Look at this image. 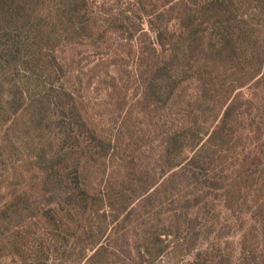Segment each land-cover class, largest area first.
<instances>
[{
	"label": "trees",
	"instance_id": "1",
	"mask_svg": "<svg viewBox=\"0 0 264 264\" xmlns=\"http://www.w3.org/2000/svg\"><path fill=\"white\" fill-rule=\"evenodd\" d=\"M106 78L135 92L113 134L82 91ZM263 83L264 0H0V227L36 218L74 264L111 242L144 264L165 248L149 244L159 231L130 235L134 212L189 250L207 225L193 220L220 205L241 227L234 264H264Z\"/></svg>",
	"mask_w": 264,
	"mask_h": 264
},
{
	"label": "rangeland",
	"instance_id": "2",
	"mask_svg": "<svg viewBox=\"0 0 264 264\" xmlns=\"http://www.w3.org/2000/svg\"><path fill=\"white\" fill-rule=\"evenodd\" d=\"M81 48L85 49V51L93 50V47ZM97 57H104V55L92 51L89 60L94 61ZM110 70L113 74V69L110 68ZM106 79L109 80V78ZM97 84V80L95 79L94 82L90 83V86L82 90L83 92H85L84 96L88 99L87 105L89 106V114L98 124V126H100L103 132L112 133L114 132V130H116V124L121 121L123 113L129 105L128 101L133 100V94L135 92L132 85H124L123 88H116L115 90H111V86L113 85H110V80L107 83L103 82L100 85ZM121 85L122 84L119 83L117 87H121ZM262 89V92L264 94V83ZM2 91L3 85L0 86V92ZM124 94L126 97L125 105L119 103L121 100L120 97ZM1 121H3L2 117H0V122ZM1 146L2 144L0 139V148ZM147 154L148 153L146 152L145 155ZM28 159L29 158L25 159V161H22L20 168L21 171H23L24 174L28 176V185L30 184L34 189H36V187H39L38 172L34 171V165H32V162L28 161ZM3 164H5V167H7L9 165V161L5 158V156H3V150L2 152L0 150V203L5 202L7 198H9V193L7 192V182H9V180H3ZM9 178L12 177L9 176ZM161 196L164 200L165 196ZM153 203L154 205L157 204L155 200L153 201ZM214 209V212L212 210L210 211V217L206 218V220H204L203 216L201 217L202 220H193L192 223L204 221L205 225L206 223L207 225L205 227L206 229H204V231L200 235V241H198V243L189 250L180 248V246L175 247L177 241H174L173 235L163 234V232H165L163 230L166 227H162V223L165 219H162V221H157L156 218L153 217L152 213H149L151 208L147 209V213L143 212L142 216H140L141 214L138 211L134 212L131 218V222L135 224L136 227L135 230H132L130 235L133 236V234L136 233L141 235V233L146 230L151 233H156L157 231H159L161 233L160 238L158 240H155L154 238L148 239L149 244H159L161 246H164L165 248V251L160 257L155 258L150 263L145 262L144 264H196L197 257L195 253L200 249H208L210 251V259L206 264H216L215 262L218 261H220L218 264L236 263L239 256L241 227H239L238 223L235 222L232 214H230L229 211L224 209L222 206L217 205L214 207ZM192 212H196V209H194ZM137 219L140 223L137 222ZM96 221L97 219L94 222ZM19 222L20 221L18 220L11 223L9 221H5L2 224L3 226L0 227V264H74L71 259L67 255H65L66 252L64 253L63 250H59L58 252L55 251L58 248H56L55 242H53L52 234L50 233L49 229H42V227L44 228L45 226L42 221L36 218L27 217L21 221V225H16ZM106 225L109 226L107 227V230L112 225V221L109 218H107L106 220ZM166 226H168V223ZM184 235H187L185 234L184 229L182 231H179L180 238L178 243L182 241V236ZM102 241L104 243L107 242L105 237H102ZM141 242V245L144 246L145 243L143 241ZM128 243L129 245H132V241H130V238ZM9 244L12 246V248H17L16 250H19L18 253H15L16 255L10 253V250L12 249L7 247L9 246ZM68 246L70 248L71 244H69ZM57 247L60 248V246ZM108 250H110L111 253L113 252V254L105 255L106 251ZM218 251H220L221 255H223L222 260H219L221 257H218L220 256ZM80 252V248H76L75 259H77V261L79 259V264H82L83 259H80V257L82 256V252ZM122 252L123 249H119V245L116 242H111L110 248H105L103 250V255L95 258L92 264L137 263L138 259L133 260L125 258L124 255L126 254Z\"/></svg>",
	"mask_w": 264,
	"mask_h": 264
}]
</instances>
